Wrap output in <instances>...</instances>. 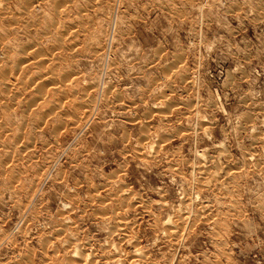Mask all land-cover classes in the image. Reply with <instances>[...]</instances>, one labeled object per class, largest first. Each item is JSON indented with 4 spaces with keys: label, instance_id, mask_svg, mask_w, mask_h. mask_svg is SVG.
<instances>
[{
    "label": "rangeland",
    "instance_id": "1",
    "mask_svg": "<svg viewBox=\"0 0 264 264\" xmlns=\"http://www.w3.org/2000/svg\"><path fill=\"white\" fill-rule=\"evenodd\" d=\"M0 17V264H264V0Z\"/></svg>",
    "mask_w": 264,
    "mask_h": 264
},
{
    "label": "bare ground",
    "instance_id": "2",
    "mask_svg": "<svg viewBox=\"0 0 264 264\" xmlns=\"http://www.w3.org/2000/svg\"><path fill=\"white\" fill-rule=\"evenodd\" d=\"M4 1H5V0H4ZM23 2H24V1H23ZM19 5H20V4H19ZM19 5H18V6H19ZM23 6H24V3H23ZM25 6H26V5H25ZM28 6H29V5H28ZM31 7H32V6H31ZM53 7H54V6H53ZM57 7H58V6H57ZM18 8H19V7H18ZM20 8H21V7H20ZM25 9H28V7H26ZM25 9H24V10L22 9V10L25 11ZM7 10H8V9H7ZM29 10H30V9H29ZM51 11H52V10H51ZM54 11H55V10H54ZM1 16H2V15H1ZM10 17H11V16H10ZM0 18H1V17H0ZM48 25H50V24H48ZM74 29H75V28H74ZM30 51H31V50H30ZM3 54H4V53H3ZM8 56H9V55H8ZM47 57H48V56H47ZM34 62H35V61H34ZM25 65H26V64H25ZM25 65H24V66H25ZM22 67H23V66H22ZM29 67H30V66H29ZM12 68H13V67H12ZM13 70H14V69H13ZM21 71H22V69H21ZM10 76H11V75H10ZM19 78H20V77H19ZM13 84H14V83H13ZM13 84H12V86H13ZM23 86H24V85H23ZM13 88H14V87H13ZM75 252H76V251H75ZM96 260H97V259H96Z\"/></svg>",
    "mask_w": 264,
    "mask_h": 264
}]
</instances>
